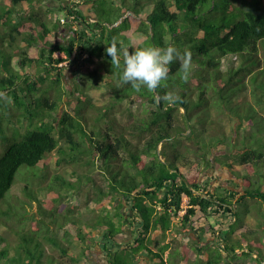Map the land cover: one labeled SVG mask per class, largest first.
<instances>
[{"label": "trees", "instance_id": "trees-1", "mask_svg": "<svg viewBox=\"0 0 264 264\" xmlns=\"http://www.w3.org/2000/svg\"><path fill=\"white\" fill-rule=\"evenodd\" d=\"M74 1L49 10L66 14L65 28L71 32L66 46L51 40L54 32L42 13L45 0L0 1V96L25 110L32 100L43 109L30 113L31 129L0 158V203L18 181H26L23 200L27 194L38 200L40 189L61 199L68 183L64 176L55 175L42 186L48 159L56 152L61 166L73 153L81 165L99 166L110 177L107 190L97 186L95 201L102 214L94 224L72 222L58 228L62 237L55 234L57 228H39L34 222V228L9 225L13 238L0 234V264H88L95 246L107 264H242L249 258L264 264V144L259 148L255 142L264 128L233 116L226 107L247 90L246 77L264 68V0H134L131 6L126 0ZM100 1L110 3L104 7ZM83 2L92 5L95 21L78 10ZM57 52L78 66L85 56L91 63L82 67L79 98L68 101L71 110L61 118L55 117L61 95H48L64 88L62 68L56 64L65 60L56 58ZM229 56L241 65L224 71L223 60ZM94 63H102L101 70H93ZM48 81L47 95L35 98ZM95 88H105V96L92 98L89 92ZM135 96L156 108L121 131L113 113ZM83 97L88 104H80ZM183 107L184 128L177 118ZM224 113L234 125L231 132L220 125L219 136L213 126L221 124L216 117ZM196 117L202 123L198 129ZM189 124L193 136L184 141L181 131H188ZM215 153L219 156L212 159ZM191 156L195 164L189 163ZM214 161L227 167L233 179L213 189L203 179ZM24 166L31 169L17 181ZM82 180L95 181L88 175ZM253 213L259 228L234 239ZM222 217L226 220L220 221ZM125 227L133 239L120 243L117 237ZM188 227L198 230L189 254L183 246L166 243L173 229L180 233ZM18 246L13 256L11 248Z\"/></svg>", "mask_w": 264, "mask_h": 264}, {"label": "rangeland", "instance_id": "rangeland-1", "mask_svg": "<svg viewBox=\"0 0 264 264\" xmlns=\"http://www.w3.org/2000/svg\"><path fill=\"white\" fill-rule=\"evenodd\" d=\"M0 1L4 2V0ZM106 1H100L99 4L106 7L108 3H110V1ZM126 1L128 2L125 3L129 6H131V4L134 5L133 3L135 2L134 0ZM140 1L145 3L146 0ZM74 2V0H45V2L41 5L42 13L46 14L47 19H49L51 23L50 27L54 32L51 40L57 45L59 44L66 46L68 44V38L70 37L71 32L69 27L67 29L65 28L68 23L67 19L65 18V12L62 10H56V12L53 14V12L49 10L51 8L59 7L60 4L68 5L72 3L74 5ZM121 2L123 3L124 1L118 0L117 4H121ZM78 10H82L83 14L90 18L92 21L96 20V16L93 13L91 4L83 2ZM20 11H22V9ZM58 21H60V24ZM55 23H57V25L59 26L55 27ZM262 56L264 57L263 54ZM55 57L63 58L65 60L58 65L56 64V66L62 68V81L64 88H62L63 90L60 93H57L55 88L51 89L49 92L50 94L48 95H50L52 99L56 98L58 95H61L62 100L60 101V107L57 113H55V117L61 118L66 110H71L70 106L68 105V101L76 102V100L79 98L80 94L77 92V86H80V82H82V80L79 79L84 73L82 67L89 68V65L91 63L87 60V56H85V59L80 62L81 66L73 63L72 58H67L66 55L62 52L55 53ZM94 64L95 65L93 70H101L103 66L102 63ZM239 65H241V62L236 58V56H229L223 60L222 69L224 71H227L231 67L237 68ZM255 70V75L252 78L251 76L246 77L245 81L249 83L247 85V90L243 91V93H241L237 98H234L232 103H229L230 105L226 103V107H229L228 112L233 116H242L247 122L255 124L258 128H264V118L262 117L264 116V68H256ZM49 82L50 81L46 82V84H43L40 90L34 93L35 98L47 95L46 89L48 90ZM105 91V88H95L94 90L90 91L89 94H91L92 98L96 96L98 99H101L103 96H105ZM173 98L174 96H172L170 99L172 100ZM8 100L9 99H7L6 97L0 96V158L6 153L7 149L12 143L22 140L24 137H22V134L25 133L26 130L31 129L32 118L30 116V113H41L43 110L42 108H40L39 104L32 102L33 100L30 102V110H25L23 109V107L16 105L13 101L10 100V108L7 109L6 105L8 103ZM88 103L89 101H87L86 97H83L81 99V105H86ZM222 106L223 104L220 105L221 108ZM44 107L43 108L47 110V107ZM155 108V105H150L146 101L140 100L138 96L129 98L125 100L122 105H119L113 113L114 116H116L117 122L119 124L117 125V127L122 131L124 126L131 124L133 121L138 119L139 116L141 117L147 111ZM183 112L184 110L182 108L179 112H177V118L182 128H184V122L182 120ZM216 118H220L221 124L219 122L218 124L216 123L215 126H213V133L221 136V133L223 131L221 130L220 125H223L222 127L224 128V130L231 132V129L234 125V119L232 117H229V114L224 113L221 114L220 117ZM198 120V117H196L194 120V124H196L197 129L201 128L202 125V123H197ZM50 122H53V120L50 119ZM33 124H38V121H34ZM85 127L87 126L85 125ZM181 132L183 133L181 139L186 141L185 136L189 134V130H182ZM254 132L258 131L256 130ZM191 136H193V134ZM255 142H257V147L262 148V144H264V136H260V139L258 138L257 140H255ZM189 144L192 147H196V145L192 142H189ZM253 144L254 140L252 142V145ZM70 155L68 154L67 158L71 157L72 160L64 161L61 166L57 164L59 155L56 154V152L50 155L48 159V176L47 179L43 180L42 183V186H45V184H49L48 182L53 177H55V175L64 176L68 183L66 185L63 184V191L61 192L62 197L59 200L50 198L47 195V189H40L41 193L40 196H37L38 200L33 199V196H30L28 194L25 197V200H23L26 181L18 180L21 179L22 176L31 168L24 166L20 169L19 173L17 174L18 182L15 186H13L11 192L7 195V201H5L7 204L5 202L3 203V201L0 203V207L4 205V209L0 210V212L4 211L1 214L4 224H1L2 222L0 223V234H5L13 238L11 232H9L7 229L9 228V225L11 228H34V226H32V222H34L36 223L35 225H38L39 228H57V232L56 229H54L55 234L59 237H62L64 231H59L58 228H67L72 222H77V224H83L82 222H84V224L96 223L97 219H99L97 218V216L102 214V212L97 208L95 201L98 198L99 194L97 191V186H103L107 190L110 177L106 176L104 170H99V166H95L94 164H92L91 166H88L86 164L81 165L79 158L77 157L78 154L70 153ZM216 155L217 153L212 155V159H216L219 156ZM221 160H224V158L222 157ZM189 163L195 164L196 158L191 156ZM82 175H85V177L86 175L93 176L95 181L90 182L89 180H82ZM205 175L207 176L204 177L203 183H206L208 185L211 184L213 189L217 188L218 185H227V181L233 179L231 171L221 163L215 161L213 167L207 168ZM43 178L45 177H42L41 179ZM238 183H242V181L238 180ZM69 184H72V186ZM17 199L20 200L18 201ZM40 200L43 203L42 205H40ZM187 204L188 199H185V209L180 212L181 215L185 213ZM262 210H264V208H262ZM28 218H30L31 220L27 221ZM22 220L23 223L21 224ZM177 220L179 221L180 219ZM225 220L226 219H223V217L220 219V221ZM210 222L214 225L216 223L217 225H219L217 220L214 218H211ZM258 222L259 221L255 213H253L251 216H248L243 221V223L239 225L237 231H235V233L233 234V238H240L244 232H248L249 230H256L257 228H259ZM179 228H182V226ZM197 233L198 230L192 229L190 227H188L187 229H182L180 233L179 231H176V229H173V232L168 233L166 237V243H170L172 245V248H174L175 246H178V248L179 246H183L184 248H186L185 250L189 254V249L193 248L194 243L198 240ZM132 239V231L129 227H125L123 232L117 237V240L120 243H126ZM210 241H213V239H207V242ZM19 249V246L15 249L14 247H12L11 251L14 254V252ZM77 251L80 250L77 249ZM15 255H17V253H15L13 256ZM189 259L191 258H187V261ZM90 262L91 264H107V258L98 246L93 247L89 251L88 264ZM233 264L236 263L234 262ZM242 264H255V260L253 258H249L246 259L245 262H242Z\"/></svg>", "mask_w": 264, "mask_h": 264}, {"label": "water", "instance_id": "water-1", "mask_svg": "<svg viewBox=\"0 0 264 264\" xmlns=\"http://www.w3.org/2000/svg\"><path fill=\"white\" fill-rule=\"evenodd\" d=\"M183 110H184V113L186 114L187 113V111H186V109L183 107ZM188 130H189V134H188V136H191L192 135V131H191V126H190V124L188 125Z\"/></svg>", "mask_w": 264, "mask_h": 264}, {"label": "built area", "instance_id": "built-area-1", "mask_svg": "<svg viewBox=\"0 0 264 264\" xmlns=\"http://www.w3.org/2000/svg\"><path fill=\"white\" fill-rule=\"evenodd\" d=\"M65 21V20H64Z\"/></svg>", "mask_w": 264, "mask_h": 264}]
</instances>
